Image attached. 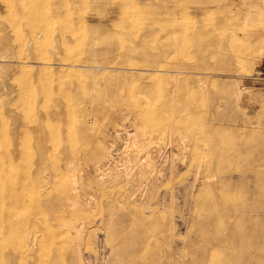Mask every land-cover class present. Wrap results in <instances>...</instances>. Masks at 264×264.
Wrapping results in <instances>:
<instances>
[{
	"label": "rangeland",
	"instance_id": "rangeland-1",
	"mask_svg": "<svg viewBox=\"0 0 264 264\" xmlns=\"http://www.w3.org/2000/svg\"><path fill=\"white\" fill-rule=\"evenodd\" d=\"M90 43L104 49L107 44L115 46L106 49L105 64H84ZM147 52L160 56L156 70L141 77L126 75L127 69L150 63L142 60ZM263 53L264 0H0V164L5 162V175L14 174L20 181L10 188V194L22 195L12 221L28 222L24 236L15 237L8 247H2L10 237L3 228L0 264H75L78 242L79 264H168L165 252L171 242V264H194L195 258L197 264H219L229 256L232 244L229 252L220 251L204 236H210L215 223L232 222L228 221L232 215H224L220 208L221 200L238 203L247 192L239 185L220 187L216 176L222 172L212 168L218 154L211 129L222 127L225 140L219 147L226 153L264 149L261 144L253 146L254 137L264 135V87L242 88L249 75L264 67ZM252 55L260 57L252 63ZM95 65L109 68L93 69ZM179 66L186 70L181 68L182 76L176 80L171 75ZM114 78L119 81L115 83ZM231 82L232 89L227 85ZM143 83L147 89L141 88ZM226 85L229 91L223 89ZM123 102L128 103L125 116L135 117L137 126L125 122L119 127L123 130L118 132L110 166L122 164L123 159L131 164L135 151L125 146L127 134L142 132V127L152 130L154 121L145 106L151 111L167 105L163 106L166 115L157 118L159 124L183 119L180 138L173 139L176 144L180 141L179 157L184 161L179 171L166 169L163 181H157L154 194L163 195V200L153 205L133 206L128 198L131 191L120 182L98 185L89 166L95 160H107L100 142L104 119L98 118L84 135L80 111L98 108L109 114ZM60 105L70 106V125L58 124L54 113ZM21 117L37 118L40 130L18 122ZM138 136V142L146 141ZM159 142L155 138L150 146L154 149ZM99 146L100 153L92 159V150ZM172 147L167 146V154ZM70 157L74 169L77 165L79 169L64 168ZM201 158L203 173L216 175L211 189L201 185L191 193L183 185L195 174ZM253 159L258 162L256 168H264V158ZM226 167L230 168L226 172L240 170ZM73 172L77 173L75 185ZM70 194L88 204L68 206L58 200ZM207 212L215 219L221 213V221H203ZM70 221L79 226L78 231L81 228V234L69 229ZM74 235L78 242L74 243ZM27 237L34 238L32 246ZM9 251L15 262L6 260Z\"/></svg>",
	"mask_w": 264,
	"mask_h": 264
},
{
	"label": "bare ground",
	"instance_id": "bare-ground-1",
	"mask_svg": "<svg viewBox=\"0 0 264 264\" xmlns=\"http://www.w3.org/2000/svg\"><path fill=\"white\" fill-rule=\"evenodd\" d=\"M198 39H199V37H197V40ZM107 45H106V47H107L106 49H108V51H109L111 49L112 45L111 46H110V44L108 46ZM113 45H114V43H113ZM112 47L115 48V46H112ZM104 48L103 47L101 48V47L97 46L95 43H92L88 47V49L86 50L87 51V58H84L85 60L83 59L84 64L86 62V64H88L90 66V63H87V62H94V63L98 64V62L100 61L101 63H103L102 60H103L105 53H106V49H104ZM166 50L165 49L163 50V52H165V54H166ZM123 53H121V54H123ZM259 53L261 54V52H259ZM108 56L110 59L111 54ZM163 57H165V56H163ZM259 57H260V55L259 56L258 55H252V57H251L252 59H250V62L254 63L256 60H258ZM95 58H96V60H95ZM143 59L146 62L150 61V63H146L144 66H142L143 68L140 67L141 69H137V70L127 69V73L124 71L125 74L126 75L129 74L130 77L131 76L141 77V75H143L146 72H149V71L152 72V71L156 70L157 63H158V60L160 59V56L157 54L152 56L150 53L147 52L143 56L142 60ZM84 64H81V66ZM103 64H105V63H103ZM70 65H71V67L74 66L73 64H70ZM174 67L176 69V65ZM97 68L102 70L105 68L107 69L109 67L101 66V65L100 66L95 65L93 69H97ZM181 68L182 67H180V70H178V67H177V70L174 69L173 74L171 75L172 77H174V79H176V80L180 79L178 77L183 73V71H181V70L184 69L185 67H183L182 69ZM84 69L86 70V68H84ZM88 69H89V71L92 70V68H91V70H90V68H88ZM101 70H99V71H101ZM121 70H123V69H121ZM184 70H186V69H184ZM94 71L97 72V70H94ZM112 71H113V68H112ZM117 71H118V69L116 70V72ZM116 72L114 73V77L117 76V75H115ZM120 72L121 71L119 70V73ZM156 72H158V71H156ZM112 75L110 74V78ZM127 77L130 80V77L129 76H127ZM102 79H104V78H102ZM116 79L114 80L115 83L117 81H119V79L117 81H116ZM110 81H111V83L113 82L112 80H110ZM123 82H125V81H123ZM126 82H128V81H126ZM232 83L233 82H231L230 84L228 83L227 85H230V88H231V87H233ZM106 84H109V83H106ZM219 84L220 83H218V85ZM224 84H225V82H224ZM227 85H226V87H227ZM104 86H106V85H104ZM113 86H115V85H113ZM140 86L142 89H147V87H148V85L146 83H143ZM223 86H225V85H223ZM223 86L220 85L221 89ZM107 87H109V86L107 85ZM174 87H176V86H174ZM215 87L217 88V86H215ZM226 87L223 89L225 91H229L228 87L226 90ZM115 88L116 87H114V89H113L114 91H115ZM218 90H220V89H218ZM218 90H216V91H218ZM175 92H176V88H175ZM175 92H173V93H175ZM234 92H235V90H234ZM238 93L239 92L237 91V94ZM139 94H141V93H139ZM233 95H235V93ZM139 96H140L139 98H141L142 96L144 97V95H139ZM143 97L141 99H143ZM239 97H240V95H239ZM98 98H96V100H100ZM115 98H116V96H115ZM121 98H122V96H121ZM237 98H238V96H237ZM23 102H24V100L22 98V100L20 101V104H23ZM93 102H95V101L93 100ZM148 103L149 102H146L145 104L147 105ZM100 104H101V101H100ZM145 104L142 106H145ZM89 105L92 106L91 103ZM116 105H118V107L109 114H107V111H104V110H101L98 108H96V109L92 108L91 111L87 110L88 108L82 109L79 113L80 114L79 115V125H80V129L84 135H87V129L92 124H94L98 118L103 117V119H104V122H103L104 129L101 131L100 142H101L103 149L107 153V160L105 162L104 161L100 162V161L95 160L94 162H92L91 165L89 164V166L92 167V170L95 173V177L97 176V178H98V179H96L97 184L100 186H105L108 184H115L116 182L122 183L127 190L131 191V193L128 195V198H129L131 204L133 203L132 204L133 206L136 205L139 207L140 206L143 207V206L153 205L157 202H161L163 200V195L161 197H159V196H156L154 194L155 184L157 183L158 180H160L162 178L166 169L169 171V173H172L175 170L179 171L180 165H182V162L184 161L182 158L179 157V154L181 152V147L179 148L178 145H180L179 144L180 141L178 140L179 143L176 144L175 140L173 139V137H176V136L179 137L180 136L181 125L183 124V119H181L180 117L176 119V117H175L174 119H172V123L162 121V123L159 124V122H157V120H158L157 118L159 115L162 116L163 114H165L164 107H166L167 105L165 106V104H164V105H162L161 108L159 106V108H160L159 110H151V111H148L149 109L147 107L149 105L147 107L145 106L146 112L150 113V115L152 116V120L154 121L153 122L154 126H153L152 130L149 131L146 127L145 128L142 127V129H143L142 132H141V130L138 131L137 130L138 128H136L135 130H137V131H135L134 133L131 132V135L127 134L126 135L127 141H125V146L126 147L127 146L133 147L134 151H135V155H134L133 160L131 161V164H129V163L127 164L128 159L126 158L127 159L126 162L123 159L122 164H120L119 162H116V163H114V165L112 163L113 166H110V164H111L110 159L113 157L114 151H115L114 144H115V141L117 139V136L119 135L118 132H121V130H123L119 127L124 126L125 122L130 123L132 126H137V123H135V119H136L135 117L129 118V117L125 116V114H124V112L126 111L125 107H127L128 103L123 102V103H119ZM54 114L58 120L59 125H61V124L62 125H70L71 124V122H70L71 120L69 119L71 117V115H70L71 114V108L69 105L58 106L56 108ZM165 115H163V116H165ZM17 120H19V119H17ZM173 120H175V121L173 122ZM18 122H21L22 124H25V125H29V124L34 125L35 129L40 130V124H39V121L37 120V118L21 117L20 121H18ZM221 128L222 127H220V129L219 128L211 129V132L216 134V137H215L216 140H213L214 143L212 142V144L215 146V149H216L215 151L218 154V157L216 158V161H215L216 164L213 163L214 164L213 165L211 163L213 166L210 164V168L212 166V168L214 170H216L217 172H219V173L222 172L219 174V176H216V177H218L220 187L226 189V188H230V186H232V185H239L242 187V189L245 192H247V195L245 194V196L240 197V199L238 200V203H232L227 198L222 199L220 202V208L223 210V213L225 212L224 215L225 214H227V216L232 215V220H228V221H232V222L226 223L223 225L222 224L218 225L215 223L211 229L210 236L205 235L204 238L207 241V243H211V244L215 245V248L220 250V251H224V250L227 251L228 250V252H229L230 251L228 249L229 244L233 245L231 252L229 253L230 255L228 256L226 254L227 256H225L222 259V261L219 262V264H264V168H256L255 165L258 162H256V160L253 159V157H260L261 159H263L264 158V149L263 150L262 149L256 150V149L250 148L249 154H245V153H241V152L226 153V151L224 149L219 147L220 146L219 144L224 143L222 141L225 140L224 139L225 137H223V131H222L223 129L221 130ZM13 129H14V127H13ZM206 129H208V126ZM12 132L13 131H11V133ZM138 135H140V137H142L146 141L138 142L137 141V137H139ZM165 135L166 136L168 135V138H166L167 141H164ZM14 136H16V135L14 134ZM155 138L161 140V143L159 142V144L157 146H155V148L153 149V147H151L150 145L153 143V140ZM253 140H254V142L252 141L253 146L258 145V144L264 145V135L262 136L259 134V135H257V137H254ZM247 144H250V143L247 142ZM168 145L173 146L172 150H169V154H167V152H166ZM102 147L100 148V146H99V148L92 150V152L90 154L92 159H94L98 156V154L100 153V149H102ZM248 151L249 150H247V152ZM79 154H80V152H79ZM37 155H39V154H37ZM41 155H44V154L42 153ZM250 158H252V159H250ZM39 159H42V157L41 158L39 157ZM10 161L11 160L9 158L8 163ZM43 161H46V160H43ZM115 161H117V160H115ZM38 162H41V161L38 160ZM203 163H204L203 158L198 160L196 167H195V174L192 176V178H190V180H188L185 183V185H183V187H185L191 193H194L195 189H198V187L201 185H207L208 187L211 186V182L215 178L216 174H205V173H203V171H202L203 167H204ZM76 164L77 163H75V167H76ZM226 164H229L231 167L233 166L232 167L233 169L240 168V170H236L234 172L233 171L226 172V171H228L227 169H230V168L226 167ZM3 165H5V162H3L2 165L0 164V236L3 233V231H2L3 228L6 230V232L9 233V235H10L9 239L5 243H3L4 245H2V247L3 246L8 247V246H12V243H13V240L15 237L23 235L25 225L28 222H26V224H25V221L24 222L23 221H20V222L19 221H16V222L12 221V215L14 214L13 212H15L14 210L17 207H19L22 203V195L14 196V195L10 194V188L18 185V183L20 181L17 180V178L14 174H6L5 175L3 169H5L6 166L3 167ZM43 166L45 169L46 166L45 165H43ZM77 167L80 168V166H78V165H77ZM64 168L68 169L69 171H74L75 169H79V168L74 169V167L72 165V158L71 157H70V159H67L64 162ZM213 169H209V171L211 170L213 172L214 171ZM37 171H38V169H37ZM74 173L75 172H73V176H72L73 178H71V179H73L71 182L72 185L76 184L75 179L77 177L74 178L75 177L74 175L77 176V173H75V174ZM38 175L40 176L41 172ZM38 175H37V177H38ZM91 175H94V174H91ZM245 178H249L250 182L245 181L244 180ZM161 181H163V179H161ZM39 187L43 188L44 185H39ZM212 191L213 190H211V192ZM207 193H208V191L204 192V195H206ZM77 198H79V197H77ZM46 200H48V199H46ZM58 200L61 203L66 204L68 206L76 204L78 202L84 203L86 205L88 204V203H86L87 201L82 202L83 200L79 201V199L74 198L72 194L63 197V199H62V197H60ZM90 202L91 201H89V203ZM54 204H56V203H54ZM51 205L52 204H50L48 207H51ZM55 206H57V205H55ZM58 206L61 207V204ZM80 206H82V205L80 204ZM217 216H218V219L221 221V217L223 215L221 216V213H220ZM202 218H203V221H219L218 219H215L216 217L210 212L206 215H203ZM109 219H110V216L108 218V221H109ZM114 223H116V222L114 221ZM75 226L76 225H74L73 221L68 222V227H70L69 229H71L72 231H75L77 235H78L79 231H80L79 234H81V228L78 231L77 228L79 226H77V228ZM171 228H172V226H170V229ZM220 230H222L221 233H220ZM166 231H167V229H166ZM198 235H197V237H198ZM74 236H75L74 239L75 238L79 239V237H77L76 235H74ZM31 237H27V241L29 243V246H32L33 242H34V238H31ZM16 239H19V238H16ZM108 239L111 241V235L108 237ZM16 242H19V241H16ZM75 242H78V241H76V239H75L74 243ZM108 243H110V242H108ZM171 243H168L169 245H168V248L165 252L166 253L165 259L170 260V262H171L172 258H174L172 256L173 253H172V249H171L172 248ZM75 245H76L75 248H76V254L77 255L75 258L76 261L74 260V262H75V264L76 263L79 264L81 259H82L78 255V254H80L79 250H78L79 246H77V245H79V242H78V244H75ZM200 246H202V245H200ZM200 246H199V248H200ZM16 248L18 249V246H16ZM177 249H179V248H177ZM162 250H163V248H162ZM14 251H16V250H14ZM2 253H3V251H2ZM5 257H6V260L8 261V263H10V261H12V259L14 258V254H13V252L9 251L5 254ZM121 257L124 258V256H121ZM196 259L197 258L192 260V263L197 264V261L199 259L198 260H196ZM12 262H15V261H12ZM166 262H167V260H166ZM135 264H145V263L137 261V263H135ZM157 264H164V262L163 263L158 262Z\"/></svg>",
	"mask_w": 264,
	"mask_h": 264
},
{
	"label": "built area",
	"instance_id": "built-area-1",
	"mask_svg": "<svg viewBox=\"0 0 264 264\" xmlns=\"http://www.w3.org/2000/svg\"><path fill=\"white\" fill-rule=\"evenodd\" d=\"M245 84L242 85V88L247 86H261L264 87V67H261L258 70H255L251 75L245 79Z\"/></svg>",
	"mask_w": 264,
	"mask_h": 264
}]
</instances>
